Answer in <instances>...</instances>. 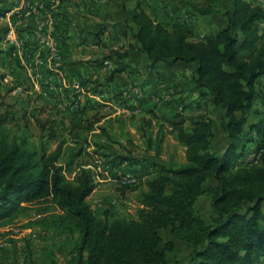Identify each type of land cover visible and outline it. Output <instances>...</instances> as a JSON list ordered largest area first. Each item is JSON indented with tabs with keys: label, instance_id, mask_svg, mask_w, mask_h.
<instances>
[{
	"label": "trees",
	"instance_id": "obj_1",
	"mask_svg": "<svg viewBox=\"0 0 264 264\" xmlns=\"http://www.w3.org/2000/svg\"><path fill=\"white\" fill-rule=\"evenodd\" d=\"M176 1L202 16L220 15L224 27L199 36L188 22L159 20L138 4L127 18L139 27V48L131 44L112 50L117 61L107 81L121 72H140L122 61L132 53L145 54L151 69L160 62L184 61L192 67L195 88L206 89L212 104L225 110L221 126L227 143L222 154L213 150L216 121L211 112L195 120L190 131L180 114L164 118L155 137L148 139L156 157L154 174L145 181L134 215L95 213L88 200L97 187L95 173L81 168L74 179L68 176L83 148L68 150L69 159L62 165L64 142L54 150L49 146L56 137L53 121H39L41 132L36 135L28 125H12L0 114V223L26 216L34 204L54 207L58 213L37 223L55 235H73L61 243L75 256L65 264H169L178 240L191 249L187 264H264V121L247 118L254 101L264 98L256 86L264 76V5L250 0H206L205 6H196L197 0ZM94 84V90L102 85ZM98 121L72 120V128L89 131ZM253 141L257 156L249 160L244 153ZM172 145L182 148L180 161L172 153L163 158ZM96 146L103 157L99 148L106 144ZM203 195L214 212L210 221L196 209ZM163 230L170 233L169 240L162 237ZM50 255V264H59Z\"/></svg>",
	"mask_w": 264,
	"mask_h": 264
},
{
	"label": "crops",
	"instance_id": "obj_2",
	"mask_svg": "<svg viewBox=\"0 0 264 264\" xmlns=\"http://www.w3.org/2000/svg\"><path fill=\"white\" fill-rule=\"evenodd\" d=\"M250 1L264 5L260 0ZM138 4L152 16L159 15V20L188 22L199 36L215 34L224 27L216 15H199L176 0H0V114L22 128L28 125L36 135L41 132L39 121H53L56 137L49 146L54 150L64 142L62 165L69 159L68 150L74 147L83 148L77 163L82 156H92L96 144H106L99 148L104 153L103 163L117 165L106 163L104 171L95 175L97 187L88 200L99 216L106 212L112 216L136 213L139 194L146 188V179L154 174L156 157L148 139L155 137L164 118L180 114L190 131L195 120L211 112L216 121L213 150L222 154L227 143L221 126L225 110L212 104V95L206 89L195 88L192 67L184 61L160 62L151 69L145 54L132 53L122 61L139 67L140 72H121L107 81L117 61L111 57L112 50H125L131 44L139 48L135 37L139 27L127 18ZM195 5L205 6L207 1L197 0ZM95 81L102 85L94 90ZM256 86L264 94V76ZM120 107H127V111ZM236 114L242 116L241 112ZM93 117L99 120L93 129L72 128V120ZM247 118L249 122L264 121V98L254 101ZM104 130L111 137L104 135ZM252 136L257 138L255 132ZM118 155L130 159L118 162ZM244 155L249 160L257 156L255 141L248 144ZM81 168L85 167L76 164L73 174ZM125 174L142 176L143 184L138 188L119 186L114 179ZM119 200L131 204L133 213H121ZM52 208V214L41 219L58 213ZM33 226L40 227L46 239L43 244L32 241L26 260L50 264L51 253L59 264L75 258L61 246L73 235H55L38 223L29 224V228ZM9 235L0 226V243L4 244L0 247V263L25 264L26 255L22 259L17 256L22 240L14 245ZM167 236L164 240L170 239V233ZM48 249L51 251L47 255Z\"/></svg>",
	"mask_w": 264,
	"mask_h": 264
},
{
	"label": "rangeland",
	"instance_id": "obj_3",
	"mask_svg": "<svg viewBox=\"0 0 264 264\" xmlns=\"http://www.w3.org/2000/svg\"><path fill=\"white\" fill-rule=\"evenodd\" d=\"M222 2L225 3V0H223ZM168 5L170 6V3H168ZM228 5L230 6V4H228ZM146 11L149 12V10L147 8H146ZM158 16L159 15H156L155 18L159 19ZM217 18L221 19V16L216 15V19ZM168 21L171 22L172 20H168ZM120 108H123V107H120ZM125 108H126V110L122 109V111H124V112L127 111V107H125ZM12 125H16V124L13 122ZM16 126H19V125L17 124ZM167 142H172L171 138H167ZM97 149L98 148L96 146L92 150V152H93L92 156H89L88 159H86V157L82 156L77 161V166L78 167H80V166L85 167L87 160H88L87 166L88 165L93 166V164L96 163V156H99V157L101 156L100 153L99 154L96 153ZM181 150H182V148L180 146L175 147V145H172V147H170V148L168 147L165 149L164 154L162 156H163V158H168V157H170V155L172 153L173 155L176 156V159L178 161H180L181 159L179 158V156H181L180 155ZM83 155H85V153ZM105 164L106 163H102V165H101L102 169H105ZM97 172H98V170H97ZM68 176L71 177V179H74L76 175H75V173L74 174L71 173V174H68ZM141 179L143 180V178H141ZM214 183H215V181H212L209 183V185L214 184ZM141 184H143V183H141ZM140 185L136 186V188H138ZM106 188H107V190L109 189V187H106ZM131 188H134V187H131ZM103 189L105 190V188H103ZM110 191L113 192L114 190L110 189ZM118 203H119L118 206H120V210L123 211L121 213H133L134 207L131 204H129L128 202H123L121 200H119ZM196 209L203 216V218L206 219L207 221H210L211 216L214 215V212H213L212 207H211L210 199L207 195H203L199 198V200L196 204ZM53 211H54L53 208L50 207L49 205H43V204L35 205L34 204L26 216H22V217L18 218L17 220H14L13 222H10V223H0V226L5 227V230L8 231V233L10 234L9 236L11 237V241L14 243V245H16L18 242H20L22 240L20 242V243H22L21 246L17 248V253H18L17 256L19 259H22V257L24 256L23 254L26 255L25 260H26V257L28 258L29 252L31 250V245L33 243L32 241H38L39 244H43L44 240L46 239V236H44V233L41 231L40 227L33 226V227L29 228V224L33 225V224L39 222L42 218L40 216H44L46 214L50 215V214H52L50 212H53ZM116 216H119V215H116ZM125 216H127V215H125ZM161 232H162L163 238L168 239L167 235L169 234V232L164 231V230ZM3 245H4L3 243H0V247H2ZM51 249H48L47 255L50 253ZM190 252H191V249H190L187 242L180 241V240L176 241V247H175L174 252L169 254V260H170L169 264H187ZM25 264H35V263H34L32 258H29L26 260Z\"/></svg>",
	"mask_w": 264,
	"mask_h": 264
},
{
	"label": "built area",
	"instance_id": "obj_4",
	"mask_svg": "<svg viewBox=\"0 0 264 264\" xmlns=\"http://www.w3.org/2000/svg\"><path fill=\"white\" fill-rule=\"evenodd\" d=\"M262 2H264V0H260ZM46 41V39H43ZM53 49L54 46L52 45ZM123 108H121L122 110ZM123 110H126V109H123ZM255 158H251V160H254ZM256 160V159H255ZM103 163V158L102 156H96V163L93 164V166H85V168H91L95 175L99 174L100 172H103L104 169L101 168V165ZM98 170V172H97ZM142 177L139 176V175H131V174H125V175H121V176H118L114 179V181L119 185V186H128V187H136L138 185H140L143 180L141 179ZM142 181V182H141Z\"/></svg>",
	"mask_w": 264,
	"mask_h": 264
}]
</instances>
